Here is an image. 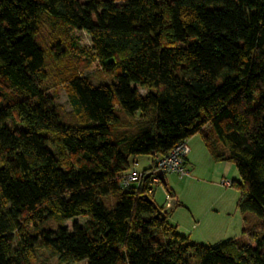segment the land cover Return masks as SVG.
I'll return each instance as SVG.
<instances>
[{"label":"trees","instance_id":"obj_1","mask_svg":"<svg viewBox=\"0 0 264 264\" xmlns=\"http://www.w3.org/2000/svg\"><path fill=\"white\" fill-rule=\"evenodd\" d=\"M42 16L84 31L113 79L58 68L68 119L45 85ZM195 134L239 172L245 239L192 242L149 177L120 186L131 157ZM39 250L62 264H264V0H0V264Z\"/></svg>","mask_w":264,"mask_h":264},{"label":"rangeland","instance_id":"obj_2","mask_svg":"<svg viewBox=\"0 0 264 264\" xmlns=\"http://www.w3.org/2000/svg\"><path fill=\"white\" fill-rule=\"evenodd\" d=\"M37 39L49 54L46 59L48 78L45 85L48 86L49 93L54 95L64 119L69 118L71 107L67 99L66 86L59 82L58 68L74 67L80 74L89 77L95 85L104 79L112 82L113 79L103 73V68L98 62H89L92 43L84 31L79 29L57 30L49 17L42 16ZM70 41L75 44L74 47L69 48ZM60 45L67 50V55L61 63L53 61L50 56L52 46L58 49ZM140 94L144 95L145 91L141 89ZM188 141L191 152L186 165L188 164L190 176L180 178L174 173L164 175L167 188L173 192L177 201L167 215L166 222L174 226L177 233L201 245H217L239 237L245 239L242 234L243 215L238 208L240 176L235 164L229 161L214 160L200 134L191 136ZM150 164L148 154L131 157L128 172H143L150 168ZM225 182L231 184L225 185ZM152 190L155 204L160 208L166 207L168 195L165 186L160 182L152 185ZM84 221V218H78L80 224ZM251 222L253 223L254 219ZM33 264L62 263L50 257L46 251L39 250ZM69 264H87V261H75Z\"/></svg>","mask_w":264,"mask_h":264},{"label":"built area","instance_id":"obj_3","mask_svg":"<svg viewBox=\"0 0 264 264\" xmlns=\"http://www.w3.org/2000/svg\"><path fill=\"white\" fill-rule=\"evenodd\" d=\"M189 153V147L186 141L176 144L169 152L166 154H160L158 152H153L150 154V171L160 170L165 173H174L180 178L188 176L189 172L186 168V156ZM144 172L130 171L126 173L120 180V186L122 189L129 190L132 187H139L141 182L144 180ZM150 182L148 185L147 192L152 194V185H157L160 183V180L151 175ZM225 185H230V182H225ZM168 200V197L166 198Z\"/></svg>","mask_w":264,"mask_h":264},{"label":"water","instance_id":"obj_4","mask_svg":"<svg viewBox=\"0 0 264 264\" xmlns=\"http://www.w3.org/2000/svg\"><path fill=\"white\" fill-rule=\"evenodd\" d=\"M151 175L156 176L163 185L166 184L165 179H164V174L162 171H160V170L150 171V172L145 174L144 179H147ZM176 202L177 201L175 198L168 200L166 207H164L163 210H161L159 212V213H161L162 217H165L167 214H169L171 212V210H172L173 206L176 204Z\"/></svg>","mask_w":264,"mask_h":264},{"label":"crops","instance_id":"obj_5","mask_svg":"<svg viewBox=\"0 0 264 264\" xmlns=\"http://www.w3.org/2000/svg\"><path fill=\"white\" fill-rule=\"evenodd\" d=\"M186 142H187V145H188V140H186ZM188 147H189V145H188ZM191 152V147H189V153ZM189 153L187 154V156H186V162L188 163L189 162V159H188V156H189ZM186 168H187V170H188V172H189V175L188 176H190V170L188 169V164L186 165ZM186 177V176H185ZM167 198V197H166Z\"/></svg>","mask_w":264,"mask_h":264}]
</instances>
